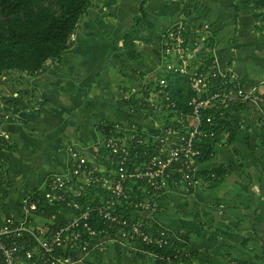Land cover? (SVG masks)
Listing matches in <instances>:
<instances>
[{
	"label": "crops",
	"instance_id": "0c3cea01",
	"mask_svg": "<svg viewBox=\"0 0 264 264\" xmlns=\"http://www.w3.org/2000/svg\"><path fill=\"white\" fill-rule=\"evenodd\" d=\"M143 1L90 0L60 57L32 75L13 72L0 79V92L15 96L20 114L5 124L10 145L0 151L7 170L0 218H19L23 198L66 170L69 145L91 149L101 139V123L158 133L153 115L127 105V91L158 73L162 33L178 21L192 29L208 23L220 67H232L245 89L264 87L263 16L256 0H145L133 36L139 58L126 59L119 47ZM135 98L151 101L142 89ZM229 117L232 133L224 130L210 158L197 163L201 181L195 190L165 191L151 211L130 212L142 226L161 225L182 239L184 258L160 260L127 242H107L78 264H264V110L241 104ZM214 170L219 175L209 179Z\"/></svg>",
	"mask_w": 264,
	"mask_h": 264
},
{
	"label": "built area",
	"instance_id": "2783aa9c",
	"mask_svg": "<svg viewBox=\"0 0 264 264\" xmlns=\"http://www.w3.org/2000/svg\"><path fill=\"white\" fill-rule=\"evenodd\" d=\"M256 2L257 11L264 16V0ZM208 29V23L192 29L178 21L162 33L158 73L140 86L148 97L153 94L158 99L155 104L146 100V106L152 105L156 113L153 118L158 133L150 135L122 122L108 127L109 123L103 122L101 139L91 149L69 145L66 170L51 174L43 188L23 198L19 218H0V264H78L107 242H127L132 248H136L134 242L169 246L176 249L175 258L185 257L178 248V237L166 227L147 231L121 210L151 211L160 193L179 187L185 191L197 188L201 180L196 141L203 123L212 122L211 115L203 116L204 110H220L231 103L264 110V87L245 89L232 67H220ZM70 40H74V33ZM170 73L187 77L193 94L186 105H164L170 100L166 90V75ZM136 92V88L130 89L128 97ZM8 97L0 92V151L10 145L5 124L20 120L18 108L11 104L15 96ZM163 109L173 112L171 121L157 119ZM6 171L0 158V182L6 178ZM129 183L136 184V192L132 193Z\"/></svg>",
	"mask_w": 264,
	"mask_h": 264
},
{
	"label": "trees",
	"instance_id": "16d2710c",
	"mask_svg": "<svg viewBox=\"0 0 264 264\" xmlns=\"http://www.w3.org/2000/svg\"><path fill=\"white\" fill-rule=\"evenodd\" d=\"M144 2L145 0L141 5L140 14L135 17L134 27L126 32L122 46L119 47L126 59L139 58L133 36L145 15ZM89 5L90 0H0V79L2 76L13 72H19L21 75H32L38 72L46 61L60 57L70 47L72 42L70 36L74 33ZM190 43L191 46L194 45L192 42ZM166 79V90L170 100L164 105L170 102L177 104V106L186 105L193 94L187 77L179 73H170L166 75ZM147 95L145 93V97ZM145 99L130 97L126 103L135 113L156 114L152 105L146 106L148 102ZM12 103L15 104V102ZM239 106L241 104L231 103L220 110L208 109L203 111L204 117L206 115L212 116V122L203 123L202 133L196 141V147L199 149V155L196 158L197 163L210 158L212 146L219 142V136L224 130L229 134L232 133L229 115L233 109ZM166 111L168 115L163 118L169 122L173 112ZM111 125L112 123H109L107 126ZM139 129L141 128L139 127ZM210 132H213L212 136L209 135ZM204 133L207 136H204ZM105 153L106 151L102 150V154ZM100 161L106 163L103 159ZM128 165L133 167L131 163ZM219 173L220 170H214L208 178L215 179ZM129 184L133 187L132 193L136 192V184ZM131 211V208L121 210L124 216H130ZM159 227L162 226L144 227V229L154 232ZM177 243L178 248L185 247L182 239L178 238ZM133 245L144 251L154 253L158 259L164 256L179 260L174 257L176 249L169 246L158 247L139 242H134Z\"/></svg>",
	"mask_w": 264,
	"mask_h": 264
},
{
	"label": "rangeland",
	"instance_id": "374dc122",
	"mask_svg": "<svg viewBox=\"0 0 264 264\" xmlns=\"http://www.w3.org/2000/svg\"><path fill=\"white\" fill-rule=\"evenodd\" d=\"M260 20H261V22L263 21V19H262V17L260 16ZM161 38H162V36H161ZM161 61V60H160ZM153 74H155V72L153 73ZM152 74V76L151 77H153L154 75ZM146 78H148V77H146ZM139 87H136V90L138 89ZM141 89V88H140ZM139 89V90H140ZM139 90H137V92L139 91ZM152 96V98L151 97H148L147 96V99H151V101L155 104V102H158V99L156 98V97H154L153 96V94L151 95ZM160 116H159V119L160 118H163V117H165V116H167L168 115V112L166 111V110H163V111H160ZM164 119V118H163Z\"/></svg>",
	"mask_w": 264,
	"mask_h": 264
}]
</instances>
